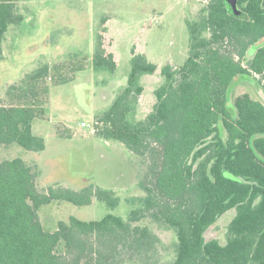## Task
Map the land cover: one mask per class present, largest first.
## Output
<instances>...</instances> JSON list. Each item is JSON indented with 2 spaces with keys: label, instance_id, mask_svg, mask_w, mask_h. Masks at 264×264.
<instances>
[{
  "label": "trees",
  "instance_id": "trees-1",
  "mask_svg": "<svg viewBox=\"0 0 264 264\" xmlns=\"http://www.w3.org/2000/svg\"><path fill=\"white\" fill-rule=\"evenodd\" d=\"M17 1L0 0V56L8 26L22 20ZM226 1L206 0L186 20L188 55L179 66L159 67L133 47L126 85L95 116L96 137L118 141L144 161L139 206L126 219L70 216L46 230L38 216L42 205L83 206L95 197L115 206L114 193L93 184L39 191L35 166L2 160L0 264H264V103L246 93L231 98L237 79L259 75L264 89V44H258L264 39V0H237L239 15ZM107 36L105 30L98 34L90 57L97 72L117 68ZM86 65L88 59L44 64L24 86L12 87L0 102V148L44 150L32 122L46 115L49 87L72 81ZM146 75L161 81L152 90L150 110L137 119ZM226 213V239L207 238ZM146 218L173 231L171 259L161 260L157 235L140 224Z\"/></svg>",
  "mask_w": 264,
  "mask_h": 264
},
{
  "label": "rangeland",
  "instance_id": "rangeland-1",
  "mask_svg": "<svg viewBox=\"0 0 264 264\" xmlns=\"http://www.w3.org/2000/svg\"><path fill=\"white\" fill-rule=\"evenodd\" d=\"M206 0H19L16 13L22 20L8 26L0 56V102L12 87H22L28 74L44 64L88 59V66L74 73V79L49 87L46 115L32 122L34 134L45 141L42 151H28L17 144L0 148V161L20 158L35 166L36 187H66L79 190L87 184L111 190L116 205L93 197L89 205L77 206L53 201L38 209L41 224L54 231L60 220L74 216L97 220L106 214L124 219L139 206L144 195L139 186L144 161L122 143L95 136L96 114L107 109L126 85L131 69V50L144 53L159 67L181 65L188 55L187 19L198 15ZM105 30L117 59L114 72L94 71L90 57L98 34ZM258 44H264V39ZM253 78L237 79L231 98L244 93L264 103V89ZM159 75H146L141 83L146 92L139 97L136 118L150 110L152 90ZM48 82V80H47ZM231 102V101H230ZM232 106V103H228ZM84 121L93 126L82 127ZM99 124V123H98ZM228 213L206 232L207 238L224 241ZM158 237L161 260L173 257L175 235L161 221L144 219Z\"/></svg>",
  "mask_w": 264,
  "mask_h": 264
},
{
  "label": "water",
  "instance_id": "water-1",
  "mask_svg": "<svg viewBox=\"0 0 264 264\" xmlns=\"http://www.w3.org/2000/svg\"><path fill=\"white\" fill-rule=\"evenodd\" d=\"M228 9L235 15H239L241 11L237 8V0H227Z\"/></svg>",
  "mask_w": 264,
  "mask_h": 264
},
{
  "label": "built area",
  "instance_id": "built-area-1",
  "mask_svg": "<svg viewBox=\"0 0 264 264\" xmlns=\"http://www.w3.org/2000/svg\"><path fill=\"white\" fill-rule=\"evenodd\" d=\"M80 126H82V127H91V128H92V131H94L93 126H91L90 124H88V123H86V122H84V121H82V122L80 123Z\"/></svg>",
  "mask_w": 264,
  "mask_h": 264
}]
</instances>
